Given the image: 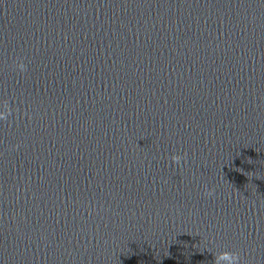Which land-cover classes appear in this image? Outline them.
Segmentation results:
<instances>
[{"label":"clouds","instance_id":"obj_1","mask_svg":"<svg viewBox=\"0 0 264 264\" xmlns=\"http://www.w3.org/2000/svg\"><path fill=\"white\" fill-rule=\"evenodd\" d=\"M16 67L18 68V70L20 72L27 71V66L25 63H23L22 60H20V62L17 63ZM3 108H4V110L0 111V120H7L8 116H10L12 114V108L9 106L8 101L3 102ZM181 160H182V157L180 155H172L171 156V161L174 164L179 165ZM214 192H215L214 189H207V188L205 189V195L208 197L213 196ZM222 255H226L230 258L229 264H244L243 258L241 257L240 253H238V252L228 251V252L222 253ZM212 264H218V257L216 256V254H214Z\"/></svg>","mask_w":264,"mask_h":264}]
</instances>
